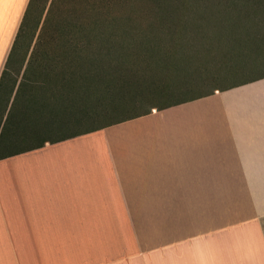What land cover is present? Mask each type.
I'll return each instance as SVG.
<instances>
[{
	"label": "crops",
	"instance_id": "0c3cea01",
	"mask_svg": "<svg viewBox=\"0 0 264 264\" xmlns=\"http://www.w3.org/2000/svg\"><path fill=\"white\" fill-rule=\"evenodd\" d=\"M29 3L0 0V77ZM263 87L238 97L237 116L205 108L212 93L1 154L0 264H264ZM237 189L259 191L255 212L123 244L135 207L218 204ZM77 238L104 244L77 260Z\"/></svg>",
	"mask_w": 264,
	"mask_h": 264
},
{
	"label": "trees",
	"instance_id": "16d2710c",
	"mask_svg": "<svg viewBox=\"0 0 264 264\" xmlns=\"http://www.w3.org/2000/svg\"><path fill=\"white\" fill-rule=\"evenodd\" d=\"M223 1L227 7L243 11L237 17L226 20L239 26H245L256 20L264 25V0ZM90 10V13L87 11L89 19L87 23L75 25L71 22L67 26L58 28L57 33L54 32L48 39L45 56H41L33 65L32 82L35 81L39 88H43L41 89L43 94L51 95L50 101L36 97L35 100H42L37 106L45 102L44 107L52 112L51 118L46 120L44 116L46 110L39 112L35 105L30 111L29 108L22 109L20 117L18 116L12 123L8 141L12 142L28 136L35 139L26 147L1 151L0 158L4 153L13 154L30 150L43 146L46 142H57L94 131L148 113L153 107L170 106L212 94L217 89L226 90L264 78V52L257 51L256 54L259 56L252 57L253 66L256 67L258 64L257 67L260 68L257 73L241 75L242 72L238 76L229 78L230 80L227 78L228 81L223 85L212 78L216 77L215 72L204 73V70H207L206 65H203L205 61L200 60L197 67L199 75L195 77L203 86L206 84L208 86L203 92L191 93L188 86L190 80L187 82L180 80L183 86L172 78L163 79L161 73H169L171 70L167 69H172L171 74L177 76L183 74L184 66L189 62L193 51L181 45L168 50V47L162 44V40L164 35H174L175 32L179 33L187 29L186 27L169 28L165 25L169 22L185 24L196 21L198 27L192 29L199 34L204 32L203 24H206V21L200 20L203 18L194 20L190 18L191 16L184 18L170 13L169 10L155 11L152 13L149 27H143L140 24L135 25V19L131 15H123L121 19L111 13L104 17L92 7ZM244 26L246 37L247 34L252 35L251 37L239 39L240 34L243 33L241 30L230 31L225 35L218 31L211 39L214 46L198 51V55L205 57L209 53L210 56L217 44H225L231 39L264 41V29L258 27L253 29L254 32H248L249 28ZM156 40L161 44L156 43ZM207 40L209 43L210 38ZM179 42L176 41L174 45ZM240 64L239 66L232 64L230 67L237 70L244 67L246 70L247 63ZM6 70L7 64L1 77ZM190 79L198 81L192 76ZM47 128L56 129L58 136L47 137L45 133Z\"/></svg>",
	"mask_w": 264,
	"mask_h": 264
},
{
	"label": "rangeland",
	"instance_id": "374dc122",
	"mask_svg": "<svg viewBox=\"0 0 264 264\" xmlns=\"http://www.w3.org/2000/svg\"><path fill=\"white\" fill-rule=\"evenodd\" d=\"M90 7L95 12H101L104 17L111 15V13L119 18L123 15H131L135 19V25L140 24L143 27H149V24H151L150 19L153 17L152 13L155 11L169 10L170 13L184 18L191 16L190 18L194 20L203 18L200 20L206 21V24H203L205 26L204 32L199 34L195 29H192L198 27L196 21L185 24L169 22L165 24L169 28L186 27L187 29L179 33L175 32L174 35H164L162 40V44L168 47V50L181 45L185 48L189 47L188 50L193 51L189 62L184 66L183 74L179 76L174 73L171 74L172 69H167L171 70L169 73H161L163 79L172 78L173 81L181 85L183 84L179 82L180 80L186 82L190 80L188 86L191 93L203 92L208 86V84L203 86L199 79L195 77L199 75L197 67L200 60L205 61L203 65H206L207 70H204V73L215 72L216 77L213 76L212 78L221 82L222 85L229 78L238 76L242 72L241 75H248L257 73L260 70L257 67L258 64H256V67L253 66L254 58L252 57L259 56V54H256L257 51L264 52V41L256 39L239 40L252 35L247 34L248 37H246L244 25L239 26V24L226 19L237 17L243 11L227 7L223 0H31L9 55L7 70L0 80V152L26 147L35 139L28 136L18 138L16 141H8L13 127L12 123L22 114V109L29 108L30 111L34 108V105L37 106L38 102L42 100L37 101L35 100L36 97L50 101L51 95L43 94L41 92L43 88H39L34 83L35 81L32 82L31 80L33 65L41 56H45L48 39L54 32L57 33L58 28L67 26L71 22L76 25L85 24L89 21L87 11L90 13ZM244 27L249 28L250 31L248 32H254L253 29L258 27L264 29V25L257 20L245 24ZM238 30L243 31V33L240 34L239 39H236L237 41L231 39L221 45L215 43L216 49L212 51L210 56L209 53L205 57L198 55V51L207 50L214 46L211 39L218 31L225 35L229 34L230 31ZM66 32L67 30H65ZM208 38H210L209 43ZM176 41L180 42L174 45ZM157 42L161 44L158 40H156ZM243 60L246 62H243ZM232 64L238 66L239 64H246V70L244 67L238 70L233 69L230 67ZM190 71L191 74L189 75ZM191 76L198 81H192ZM263 86L264 80L226 90L218 89L214 92V96L210 98L204 96L205 98H203L201 104L208 109L219 105L222 110L221 116H237L238 113L234 108V104L238 97L242 99L243 94H247L251 89H260L259 87ZM44 103L41 102L36 108L39 109V112L42 110L45 112L46 110L44 113L45 119L51 118L52 112L44 107ZM30 114L32 113L30 112ZM49 128L45 131L48 134L46 136L56 138L58 131ZM258 194V190L237 189L235 191H221L220 197L214 199L218 204L135 207V234L131 230V223H125L123 244H157L160 239L156 237L162 235L164 231L211 228L214 219L223 220L228 219L226 215L255 212L259 206L257 203ZM110 240L115 239H109L108 241ZM117 240L121 241L122 239L118 238ZM75 241V254L71 258L84 260L86 251L99 250L92 248V246L98 245L95 242L101 241V239L77 238ZM103 244L104 241L99 245Z\"/></svg>",
	"mask_w": 264,
	"mask_h": 264
}]
</instances>
